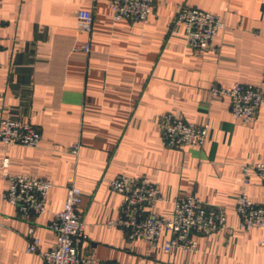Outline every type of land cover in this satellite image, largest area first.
<instances>
[{
    "label": "crops",
    "instance_id": "0c3cea01",
    "mask_svg": "<svg viewBox=\"0 0 264 264\" xmlns=\"http://www.w3.org/2000/svg\"><path fill=\"white\" fill-rule=\"evenodd\" d=\"M185 2L224 19L210 47H187L185 26L174 20ZM79 9L92 10L90 33L77 29ZM76 40H90V52H75ZM234 82L264 90V0H156L146 22L114 20L109 0L95 7L91 0H0V121H29L42 134L37 147L7 146L0 159L9 157L10 173L53 184L47 212L34 219L38 251L28 252L27 223L2 199L8 182L0 170V264H43L39 251L55 241L48 223L71 177L82 193L83 254L123 264H264V230L237 228L235 211L241 166L264 162V104L244 123L228 98H211L212 84ZM166 112L208 122L205 144L163 146L157 120ZM119 174L157 183L159 215L170 216L176 198L195 192L223 208L233 228L198 236L195 251L165 253L167 231L153 247L129 242L107 225L121 203L109 187ZM245 191L264 203L252 170Z\"/></svg>",
    "mask_w": 264,
    "mask_h": 264
},
{
    "label": "built area",
    "instance_id": "2783aa9c",
    "mask_svg": "<svg viewBox=\"0 0 264 264\" xmlns=\"http://www.w3.org/2000/svg\"><path fill=\"white\" fill-rule=\"evenodd\" d=\"M156 0H109L114 20L146 22ZM95 7L97 0H91ZM92 9V8H91ZM91 9L76 11L77 29L90 33L93 15ZM175 23L185 26L186 45L192 50L210 47L215 36L224 29V19L215 13L194 7L187 2L181 4L175 16ZM90 40H76L75 52H90ZM213 99L228 98L230 112L244 123L250 122L264 104V90L260 85L234 82L230 87L217 84L210 86ZM157 124L161 143L167 148L180 149L191 145L202 147L208 139L210 124L193 123L173 113L166 112L158 117ZM42 134L31 122H19L11 119L0 121V149L7 146L37 147ZM74 145L72 152L77 151ZM9 157L0 159V170L8 185L2 192V199L12 204L19 216L27 223V251L37 252L39 237L36 233L35 217L46 213L47 199L52 182L43 177L7 170ZM254 171L264 188V162L243 164L241 166V188L235 197L237 228L248 230L260 227L264 230V203L251 200L245 191L250 171ZM111 190L121 196L118 215L107 222L110 227L123 230L127 241L145 240L150 247L155 246L163 231L168 238L162 249L169 253L173 248L183 251H195L198 248L197 237L209 236L215 232L233 228L227 221L223 208L202 201L195 192L176 198L172 214L162 216L155 213L156 203L161 199L156 182L147 176H127L119 174L109 180ZM81 189L71 177L66 186L63 206L55 212L48 223L54 234L52 247L39 251L43 264H123L116 261L100 260L91 254H83L81 248L87 241L86 222L80 216ZM264 244V238L260 241Z\"/></svg>",
    "mask_w": 264,
    "mask_h": 264
},
{
    "label": "rangeland",
    "instance_id": "374dc122",
    "mask_svg": "<svg viewBox=\"0 0 264 264\" xmlns=\"http://www.w3.org/2000/svg\"><path fill=\"white\" fill-rule=\"evenodd\" d=\"M171 113V112H170ZM177 117H179V116H177ZM180 118H182V117H180ZM183 119V118H182ZM185 120V119H184ZM187 121V120H186ZM190 122V121H189ZM194 123V122H193ZM172 149H176V148H172Z\"/></svg>",
    "mask_w": 264,
    "mask_h": 264
}]
</instances>
